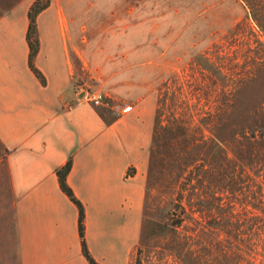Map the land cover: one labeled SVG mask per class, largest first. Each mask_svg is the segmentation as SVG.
<instances>
[{
	"label": "rangeland",
	"instance_id": "rangeland-1",
	"mask_svg": "<svg viewBox=\"0 0 264 264\" xmlns=\"http://www.w3.org/2000/svg\"><path fill=\"white\" fill-rule=\"evenodd\" d=\"M70 13L82 91L104 97L90 104L109 121L144 100L150 118L129 264H264V0H76Z\"/></svg>",
	"mask_w": 264,
	"mask_h": 264
},
{
	"label": "crops",
	"instance_id": "crops-1",
	"mask_svg": "<svg viewBox=\"0 0 264 264\" xmlns=\"http://www.w3.org/2000/svg\"><path fill=\"white\" fill-rule=\"evenodd\" d=\"M32 1L0 0V257L14 264H87L77 208L55 175L69 158L65 183L83 207L90 255L101 264H129L144 208L150 139L144 100L106 121L79 98L83 85L93 84L79 39L84 24L70 13L76 0H48L35 17L32 65L41 83L27 63Z\"/></svg>",
	"mask_w": 264,
	"mask_h": 264
},
{
	"label": "trees",
	"instance_id": "trees-1",
	"mask_svg": "<svg viewBox=\"0 0 264 264\" xmlns=\"http://www.w3.org/2000/svg\"><path fill=\"white\" fill-rule=\"evenodd\" d=\"M48 5V0H33L32 3L30 4L28 10H27V28L25 32V40L28 46V67L32 71V73L39 78L41 83L44 82L43 77L41 73L35 69L32 65V57L35 55L38 47V41L36 37V29H35V17L36 15L44 9ZM264 136V133H263ZM70 167V159L68 158L66 162L55 169V175L57 178L58 186L60 190L67 196V198L75 204L77 208V234L79 238V243H80V251L87 262V264H101L97 262L89 253L86 244H85V239H84V225H83V207L81 203L75 198L69 187L65 183V176L69 170ZM133 264H141L139 259H135Z\"/></svg>",
	"mask_w": 264,
	"mask_h": 264
},
{
	"label": "built area",
	"instance_id": "built-area-1",
	"mask_svg": "<svg viewBox=\"0 0 264 264\" xmlns=\"http://www.w3.org/2000/svg\"><path fill=\"white\" fill-rule=\"evenodd\" d=\"M81 92L79 94V98L84 99L86 102L92 103L93 105H100L103 103L104 97L100 92Z\"/></svg>",
	"mask_w": 264,
	"mask_h": 264
}]
</instances>
